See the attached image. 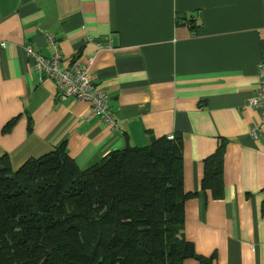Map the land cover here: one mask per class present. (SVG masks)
Segmentation results:
<instances>
[{
    "label": "crops",
    "instance_id": "obj_1",
    "mask_svg": "<svg viewBox=\"0 0 264 264\" xmlns=\"http://www.w3.org/2000/svg\"><path fill=\"white\" fill-rule=\"evenodd\" d=\"M27 46L58 52L63 67L92 59L119 127L90 117L87 101L59 99ZM261 61L264 0H0V158L16 170L66 142L88 169L128 146L181 137L184 192L196 194L185 203L186 240L215 264H264V126L250 137L261 115L247 104ZM221 141L226 195L216 201L202 178Z\"/></svg>",
    "mask_w": 264,
    "mask_h": 264
},
{
    "label": "trees",
    "instance_id": "obj_2",
    "mask_svg": "<svg viewBox=\"0 0 264 264\" xmlns=\"http://www.w3.org/2000/svg\"><path fill=\"white\" fill-rule=\"evenodd\" d=\"M226 146L204 161L202 191L216 201L226 195ZM183 179L181 137L128 146L88 169L66 142L16 170L4 155L0 264H215L216 255L196 254L184 236L185 203L196 194L184 192Z\"/></svg>",
    "mask_w": 264,
    "mask_h": 264
},
{
    "label": "built area",
    "instance_id": "obj_3",
    "mask_svg": "<svg viewBox=\"0 0 264 264\" xmlns=\"http://www.w3.org/2000/svg\"><path fill=\"white\" fill-rule=\"evenodd\" d=\"M46 41L50 45H56L55 38L47 35ZM5 46V44H2ZM27 56L32 60L35 70L39 73L41 80L55 82L57 87V97L62 100L74 98L75 100H84L90 103L91 115L102 121H105L113 128L119 127L110 109V99L104 89H101L94 82L89 67L93 60L89 58L88 64L79 61L71 65H62L61 56L57 52L52 58H46L35 51L32 47L25 48ZM258 82L255 88L253 98L248 101V108L258 109L261 115V121L250 130L251 138H259L263 133L264 126V61L258 65ZM169 140H174V135L167 136Z\"/></svg>",
    "mask_w": 264,
    "mask_h": 264
}]
</instances>
